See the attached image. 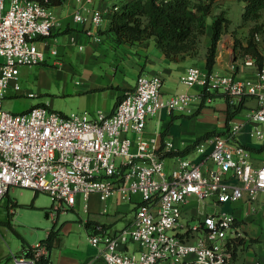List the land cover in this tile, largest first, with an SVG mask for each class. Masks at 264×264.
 I'll list each match as a JSON object with an SVG mask.
<instances>
[{
  "label": "built area",
  "instance_id": "built-area-1",
  "mask_svg": "<svg viewBox=\"0 0 264 264\" xmlns=\"http://www.w3.org/2000/svg\"><path fill=\"white\" fill-rule=\"evenodd\" d=\"M83 9L78 8L75 19L87 20ZM102 18V11L95 10L93 21L99 24ZM55 25L54 12L41 0H0V203L14 186L48 192L59 200L57 209L74 206L79 196L87 200L92 193L107 200L116 194L130 199L140 192L142 199L124 229L90 235L93 245H104V264H190V256L194 264L230 263L234 241L243 236L234 214H194L200 219L189 222L188 205L194 198L196 207H219L246 193H264V161L255 165L250 149L240 141L249 123L253 133L264 138V58L261 64L251 56L239 61L256 69L255 76L244 79L236 76V59L222 75L196 65L187 69L188 87L208 85L227 92L232 105L244 97L256 98L257 105L246 112L245 122L232 120L224 132L195 147L196 157L181 156L168 169L162 155L174 144L145 136L148 118L162 109L191 113L202 94L167 96L158 74H140L111 113L101 110L95 118L64 115L43 105L22 112L5 108L9 87H21L20 67L46 60L37 39L50 35ZM129 243L136 245L134 250L125 249ZM46 253L38 244L35 257Z\"/></svg>",
  "mask_w": 264,
  "mask_h": 264
},
{
  "label": "crops",
  "instance_id": "crops-1",
  "mask_svg": "<svg viewBox=\"0 0 264 264\" xmlns=\"http://www.w3.org/2000/svg\"><path fill=\"white\" fill-rule=\"evenodd\" d=\"M127 1L129 0H61L50 5L56 16V25L50 35L37 39L38 47L49 56L39 64L22 65L20 79L22 76L28 77L33 66L54 68L57 72L65 70L60 74H65L66 77L65 90L73 91L71 94L74 97V104L70 112L55 110L48 101L44 103L41 100L36 105L45 104L43 106L64 115L81 113L95 118L101 110L111 113L119 96L135 87L140 74L160 75L163 79V92L167 96L182 92L201 95L203 91L201 86L188 87L184 79L190 66L196 65L206 71V54L211 43L212 23L221 12L231 20V24L218 42L214 74L222 75L228 72L236 59L238 64L235 73L238 79L255 76L256 69L239 63L241 58H236L235 54L236 38L246 36L251 25L250 23L241 25L245 7L243 0H212V10L206 15V21L210 19L211 27H207L205 33V50L196 56L187 55L179 60L167 57L157 46L154 37L126 43L117 42L115 35L108 31L109 16L115 6L119 7ZM79 7L85 8L82 14L87 18L86 21L75 19L74 14ZM95 10H101L103 13L99 24L93 21ZM53 49L57 54L52 53ZM260 49L264 54L261 46ZM8 96L31 98L36 97V94L22 87L16 89L10 86L4 100ZM214 101L216 102L213 105ZM201 103L202 97L197 98L193 102L191 113L169 112L162 109L148 118L144 135L158 136L162 141L170 140L174 144L170 151H182L209 131L224 132L227 128L226 99L217 96L208 98L205 106H201ZM256 105V98L247 97L245 107L232 120L245 122L246 112ZM262 128L264 129V124ZM240 141L250 149L254 164L260 165L264 161V138L260 139L253 133L251 123L240 133ZM203 142L205 140L201 143ZM194 150L195 148L183 155L165 157L167 168L170 169L181 156L196 157ZM140 199H142L140 192H133L130 199H122L116 194L107 200H102L98 193H92L87 200L79 196L76 204L79 202L83 204L87 219L106 224V231L117 232L132 221L135 204ZM197 203L196 199L191 200L188 205L189 215L224 210L236 217L243 233L241 237L244 238V245L234 253L228 264H264L263 192L253 195L246 193L242 199L223 203L219 207L209 203L196 207ZM120 222L123 224L121 228L118 227ZM7 223L9 221L5 218L0 219V227L6 226ZM103 247V244L99 246L91 244L90 238L81 242L63 239L60 231L51 251L52 264H104L100 255ZM124 247L132 251L136 245L129 243ZM16 258L31 261L24 264H35L31 258H25L24 255ZM3 259L4 256L0 254V260ZM193 259V256L188 257L190 264H194Z\"/></svg>",
  "mask_w": 264,
  "mask_h": 264
},
{
  "label": "trees",
  "instance_id": "trees-1",
  "mask_svg": "<svg viewBox=\"0 0 264 264\" xmlns=\"http://www.w3.org/2000/svg\"><path fill=\"white\" fill-rule=\"evenodd\" d=\"M46 5L58 3L61 0H41ZM243 23H250L246 36L236 38V58L251 56L258 64H261L264 54L261 52L260 34L264 33V0H243ZM212 10V0H129L110 13V25L108 31L112 32L118 43L133 42L154 37L157 46L173 60L185 58L187 55L195 56L200 39L207 31L206 15ZM231 20L221 12L212 23L211 43L207 48L206 70L208 74L214 71L218 42L222 34L227 31ZM264 38V36H263ZM224 97L227 101V125L244 107L247 97H244L239 105L230 103L231 96L220 90L212 91L208 85L202 91L201 106H205L208 98ZM123 95L119 96L120 100ZM117 100V101H118ZM117 103V102H116ZM45 105V104H43ZM217 131H209L199 137L194 143L188 145L182 151H167L162 156L172 157L190 152L203 140L217 134ZM37 194V192H36ZM91 233H100L106 230L107 225L97 220L88 218L85 222ZM60 235V230L52 229L48 237L40 245L47 249L46 254L35 257L36 246L24 247L25 258L35 259V264H52L51 251L55 241ZM244 245V238L239 237L234 241V253Z\"/></svg>",
  "mask_w": 264,
  "mask_h": 264
},
{
  "label": "rangeland",
  "instance_id": "rangeland-1",
  "mask_svg": "<svg viewBox=\"0 0 264 264\" xmlns=\"http://www.w3.org/2000/svg\"><path fill=\"white\" fill-rule=\"evenodd\" d=\"M209 20L206 21L208 28L211 27ZM263 36L264 33L260 34V46L264 50ZM202 50H205V35L200 39L196 55ZM46 56L47 59L49 54ZM64 71L57 72L54 68L33 66L30 68L28 77H21L20 83L22 88L33 91L36 97L8 96L4 100L5 108L22 112L42 100L44 103L47 101L51 103L55 110L70 112L73 109L74 97L71 94L72 90H65L66 77L65 74H60ZM215 102L212 104L214 105ZM226 126L229 128L227 123ZM80 204L81 202L75 206L64 204L57 209L59 200L48 192L41 190L36 194V191L31 188L12 187L0 203V219L5 218L9 221L6 226L0 227V254L4 256L0 264H16L15 257L23 255L25 246L38 245L48 237L52 229L60 230L63 239L88 241L90 231L85 225L87 213L84 211L83 204L79 207ZM47 214L50 216L47 217ZM190 218L189 222H192V219H200L196 215H189L188 219ZM122 226L120 222L118 227Z\"/></svg>",
  "mask_w": 264,
  "mask_h": 264
},
{
  "label": "water",
  "instance_id": "water-1",
  "mask_svg": "<svg viewBox=\"0 0 264 264\" xmlns=\"http://www.w3.org/2000/svg\"><path fill=\"white\" fill-rule=\"evenodd\" d=\"M46 216H47V217H49L50 215H49V214H47ZM54 227H55V226H54ZM26 261H28V262H31L30 260H26Z\"/></svg>",
  "mask_w": 264,
  "mask_h": 264
}]
</instances>
